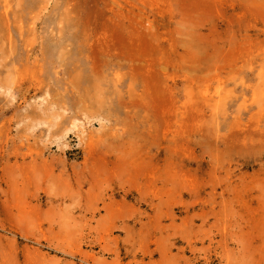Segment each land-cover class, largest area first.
I'll return each mask as SVG.
<instances>
[{
    "label": "rangeland",
    "instance_id": "rangeland-1",
    "mask_svg": "<svg viewBox=\"0 0 264 264\" xmlns=\"http://www.w3.org/2000/svg\"><path fill=\"white\" fill-rule=\"evenodd\" d=\"M0 264H264V0H0Z\"/></svg>",
    "mask_w": 264,
    "mask_h": 264
},
{
    "label": "bare ground",
    "instance_id": "bare-ground-1",
    "mask_svg": "<svg viewBox=\"0 0 264 264\" xmlns=\"http://www.w3.org/2000/svg\"><path fill=\"white\" fill-rule=\"evenodd\" d=\"M102 39H103V38H102ZM133 39H134V38H133ZM96 40H100L101 43L103 42V41H101V39H98V38H97ZM100 45H101V44H100ZM98 46H99V45H98ZM100 48H101V47H100Z\"/></svg>",
    "mask_w": 264,
    "mask_h": 264
}]
</instances>
